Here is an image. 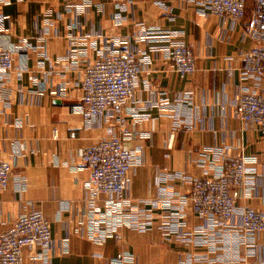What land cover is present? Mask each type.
I'll use <instances>...</instances> for the list:
<instances>
[{"label": "crops", "instance_id": "obj_1", "mask_svg": "<svg viewBox=\"0 0 264 264\" xmlns=\"http://www.w3.org/2000/svg\"><path fill=\"white\" fill-rule=\"evenodd\" d=\"M250 10L247 0L244 18L231 21L183 0H132L121 9L110 0H0V46L14 64L0 72V161L12 168L0 194V230L36 210L53 239L46 251L24 248L26 264H111L119 252L135 264H264V232L236 230L242 208L264 211V139L232 113L240 92L258 89L240 71V52L251 45L243 34ZM120 36L143 66L125 109L135 162L129 206L115 232L101 238L109 225L103 201L98 212L88 202L80 152L117 125L109 114L85 121L74 106L83 69L116 49ZM176 42L195 58L187 79L167 58ZM241 157L250 160L251 184L227 228L210 226L180 204L193 178ZM133 209L144 214L137 227L125 223Z\"/></svg>", "mask_w": 264, "mask_h": 264}, {"label": "built area", "instance_id": "obj_2", "mask_svg": "<svg viewBox=\"0 0 264 264\" xmlns=\"http://www.w3.org/2000/svg\"><path fill=\"white\" fill-rule=\"evenodd\" d=\"M206 8L212 14L240 21L245 16L247 0H183ZM251 10L243 34L250 40L249 48L240 52L241 74L251 78L257 90L243 91L232 103V113L242 122L257 128L264 139V0H250ZM116 9L125 8L132 0H110ZM118 46L83 69L80 80L82 95L74 106L85 121L102 118L109 114L115 120L116 130L95 143L85 146L80 152L81 163L88 170L84 188L92 210L100 211L97 202L103 201L101 216L109 226L100 231L101 238L115 232L112 228L121 223L120 214L129 206L126 192L129 175L135 162L133 151L127 146L129 131L125 109L132 102L143 66L137 60L130 41L124 36L117 37ZM172 71L180 78L187 79L196 70L191 49L181 42L172 44L167 53ZM14 68L11 52L0 46V72L8 73ZM231 74V71L229 72ZM224 109L225 105L220 104ZM250 160L241 157L225 160L215 166L213 172L190 181L189 192L180 204H188L194 216L206 220L211 226L227 228L236 212V201L251 184L248 176ZM12 168L0 161V194L9 185ZM18 188H23V178L16 176ZM240 223L236 230L250 236L264 232V211L244 207L240 211ZM144 214L135 209L128 212L125 223L131 227L142 224ZM116 239L120 235L113 233ZM53 239L47 219L40 211L18 215L9 225L0 230V264H26L23 249L36 246L42 251L50 249ZM111 264H135L132 256L117 253Z\"/></svg>", "mask_w": 264, "mask_h": 264}]
</instances>
